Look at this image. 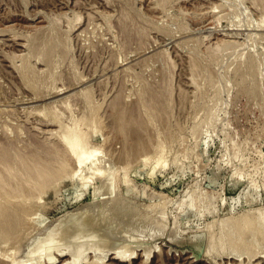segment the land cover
I'll use <instances>...</instances> for the list:
<instances>
[{"label": "rangeland", "instance_id": "rangeland-1", "mask_svg": "<svg viewBox=\"0 0 264 264\" xmlns=\"http://www.w3.org/2000/svg\"><path fill=\"white\" fill-rule=\"evenodd\" d=\"M263 1L0 0V144L50 143L66 158L99 150L95 164L63 167L41 201L22 206H32L33 217L26 211L8 254L24 260L43 240L52 249L62 222L88 213L91 236H115L111 248L142 242L152 250L146 263L136 257L134 264H264L255 230L236 245L252 246L256 258L251 250L238 252L239 261L222 254L237 222L245 229V218L264 210ZM151 99L163 105L161 119L149 110ZM126 109L138 110L157 134L132 159V141L115 130V111ZM78 137L84 144L70 151ZM106 164L111 191L91 176ZM63 227L54 256L75 245L73 226ZM252 240L262 242L259 250ZM111 257L89 252L80 264H111Z\"/></svg>", "mask_w": 264, "mask_h": 264}, {"label": "bare ground", "instance_id": "bare-ground-1", "mask_svg": "<svg viewBox=\"0 0 264 264\" xmlns=\"http://www.w3.org/2000/svg\"><path fill=\"white\" fill-rule=\"evenodd\" d=\"M262 1V0H261ZM264 2V1H263ZM126 26V25H125ZM125 31V30H124ZM126 33V32H125ZM129 33V32H128ZM129 35V34H128ZM127 35V36H128ZM225 35V34H224ZM77 36V35H76ZM223 43V42H222ZM4 44V43H3ZM7 44V43H6ZM226 44V43H225ZM20 46V45H19ZM222 46V45H221ZM227 46V45H226ZM24 47V46H23ZM220 47V46H219ZM217 49V47H216ZM219 49V48H218ZM215 50V49H214ZM147 54V53H146ZM190 58V57H189ZM166 60V59H165ZM191 62L193 60H190ZM196 61V60H195ZM169 62V61H168ZM197 63V61L195 62ZM193 63V64H195ZM252 63V62H251ZM192 64V63H190ZM196 65V64H195ZM12 66V65H11ZM198 66V65H197ZM200 66V65H199ZM251 66V65H250ZM253 66V65H252ZM131 68V67H130ZM200 68V67H198ZM197 68V69H198ZM192 69V68H191ZM252 69V68H251ZM14 70V69H13ZM190 71V70H189ZM199 71V70H198ZM251 71V70H250ZM252 72V71H251ZM253 73V72H252ZM34 74V73H33ZM187 74V73H186ZM251 74V73H250ZM185 76V75H184ZM187 76V75H186ZM198 76V75H197ZM200 76V75H199ZM98 79V78H97ZM187 79V77H186ZM198 79V78H197ZM166 80V79H165ZM168 81V80H167ZM188 83H190L192 86L194 85L193 83H195L194 81V77L193 78H188ZM146 83V82H145ZM163 84V82L161 83ZM166 84V83H165ZM165 84H163V86H166ZM168 84V82H167ZM189 84V85H190ZM147 85V84H146ZM152 85V84H151ZM170 85V84H169ZM167 85V86H169ZM190 85V86H191ZM150 86V84H149ZM154 85H152L153 87ZM157 86V85H156ZM171 86V85H170ZM197 86V85H196ZM144 87V86H143ZM148 87V86H147ZM160 87V86H158ZM162 88V86H161ZM160 88V89H161ZM72 89V88H71ZM150 88H148L149 90ZM152 89V88H151ZM155 89V88H154ZM153 89V90H154ZM158 89V88H157ZM156 89V90H157ZM167 89V88H166ZM165 89V90H166ZM169 89H171L169 87ZM184 89V88H183ZM144 90V89H143ZM172 90V89H171ZM170 90V91H171ZM182 90V89H181ZM195 90V89H194ZM151 91V90H149ZM155 91V90H154ZM161 91V90H160ZM188 91V90H187ZM142 92V91H141ZM152 92V91H151ZM158 92V91H157ZM162 92V91H161ZM164 92V90H163ZM162 92V93H163ZM167 92V91H166ZM181 92V91H180ZM145 93V91L143 92ZM148 93V92H147ZM155 92H153L152 94H154ZM160 93V92H159ZM156 94V93H155ZM154 94V95H155ZM164 94V93H163ZM169 94V92H168ZM157 95V94H156ZM167 95V94H166ZM180 95V94H179ZM90 96V95H88ZM146 96H149L148 94ZM144 96V97H146ZM143 97V95H142ZM150 97V96H149ZM148 97V98H149ZM30 98V97H29ZM159 97H157L158 100ZM171 98V97H170ZM170 98L167 99L169 100ZM60 99V98H59ZM150 99V98H149ZM164 99V97L162 98ZM166 99V98H165ZM141 100V99H140ZM62 101V100H61ZM67 101V100H66ZM145 101V100H143ZM170 101V100H169ZM168 101V102H169ZM152 104L149 106V110H151V112L153 113V115L158 116L159 111L162 109H158L161 108L160 106L157 107V102L155 101V99H151ZM163 102V100H162ZM161 102V103H162ZM165 102V101H164ZM66 103V102H65ZM146 103V102H145ZM150 103V102H149ZM148 103V104H149ZM54 104V103H53ZM165 104V103H164ZM171 104V101L170 103ZM52 105V104H51ZM50 105V106H51ZM139 105V104H138ZM48 106V108L50 107ZM55 106V105H54ZM60 106V105H59ZM117 106V105H116ZM121 106V105H120ZM145 106V105H144ZM171 106V105H170ZM169 106V107H170ZM63 107V106H62ZM115 107V104L114 106ZM146 107V106H145ZM61 108V107H60ZM131 108V107H130ZM130 108H127L128 110H130ZM165 108V107H163ZM171 108V107H170ZM37 109V108H36ZM116 109V108H115ZM118 109V107H117ZM122 108H120L121 110ZM127 109L125 111H120V110H116V116H115V130H116V135L118 134V136L120 134H124V138H126L127 140H125V142L130 139L132 141V144L129 145H125V146H129L131 147V149H128L130 151V154L128 153V156H131L130 159H132V156H135L137 154H140V152H145V150H147L150 146V141H151V135H157L155 134V132H153V130L151 131V127L148 126L147 123L144 121V117L141 116L140 112L137 110L136 113L135 111H127ZM133 109V108H132ZM145 109V108H144ZM34 110V109H33ZM52 110V108H51ZM58 110V109H57ZM63 110V108H62ZM124 110V109H122ZM134 110V109H133ZM140 110V109H139ZM147 110V109H146ZM55 111V110H54ZM165 111V110H164ZM57 111L56 115H58ZM62 113V112H60ZM64 113V111H63ZM62 113V114H63ZM147 113V112H146ZM150 114V113H149ZM147 115V114H146ZM166 115V114H165ZM169 115V114H168ZM167 115V116H168ZM57 116L55 119L57 120ZM154 116V117H155ZM167 116H165V118L167 119ZM164 117V116H163ZM164 118V119H165ZM160 119H161V115H160ZM149 121V120H148ZM153 121V120H152ZM168 122V121H167ZM154 123V122H153ZM152 123V125H153ZM155 124V123H154ZM162 124V123H161ZM151 125V124H150ZM151 125V126H152ZM166 125V124H165ZM163 125V126H165ZM153 127V126H152ZM166 127V126H165ZM163 128V127H162ZM154 129V128H153ZM165 130V129H164ZM167 130V129H166ZM158 132V130H157ZM162 132V131H161ZM170 132V131H169ZM43 133V132H42ZM51 133V132H50ZM164 133V132H163ZM159 134V133H158ZM167 135V134H166ZM170 135V133H169ZM168 136V135H167ZM65 137V136H64ZM120 137V136H119ZM159 137V136H158ZM162 137V136H161ZM171 137V136H170ZM79 138V137H78ZM121 139V138H119ZM153 139V137H152ZM45 140V139H44ZM124 140V139H123ZM129 140V141H130ZM155 140V139H154ZM161 140V139H160ZM84 139L83 138H79L77 139V143L74 146H70L69 149L70 151H73L75 147L77 146H82ZM51 142V141H50ZM117 142V141H116ZM123 144V141H121ZM124 142V143H125ZM161 142V141H160ZM52 143V142H51ZM119 143V142H118ZM40 144V143H39ZM42 144V143H41ZM32 145V146H28L25 148H18L16 146H18L16 144H11V143H7L5 142L4 144H0V264H40L41 260L44 259V264H80V262L83 260V258L89 253V252H93L94 256L99 260H101L103 257L107 256L109 253H111V258H109V261L111 260L114 263L117 264H134V260L137 258H141L142 262L144 261V263L147 262V260L149 259L150 255L152 254V250L148 247H146L142 242L141 243H134V242H129L126 244H123L122 246L119 247H115V248H111L112 246V241L115 239V236L112 235H107L104 233H99L98 234H93V236H91V231H92V226H88L85 225V222L87 221L88 218V213H86V211H84L85 216H80L77 219H69L66 218L62 223H64V225H62V228L53 236V238L51 239V248L52 249H48L47 248V244L50 242L48 240H43L41 242V244L39 245V247L37 248V250L33 253H29L28 257H25L24 260L21 261H17L15 260V258L11 255L8 254V249H7V245L10 246V244L12 245V241H14V239L19 238V234L22 231V227L25 226L23 225L24 223H26V216L29 213L30 214V210L32 211V206H28L30 207V210L27 211L29 208L27 207L26 210L23 209V207L26 205H30V201H34L35 203V199H38L37 197L42 196V194H44V191L46 193V187H49V184H54V182H58L60 179V177H62L61 179H63V176L61 175L62 173V168L69 165L70 163H72V165L74 164V162L78 163V167L79 169L82 168V166L85 163H88L90 161H92L91 163L95 162V158L98 156L97 153L99 152L95 150V152H89V155L84 156L83 154H78L76 156H73L72 158H66L63 154V151L57 147L54 144H50V143H46L43 145ZM120 144V143H119ZM128 144V143H127ZM111 146V145H110ZM123 145H121L122 147ZM24 147V146H23ZM114 147V146H113ZM115 148V147H114ZM120 148V147H119ZM125 148V147H124ZM124 148L122 151H124ZM116 149V148H115ZM113 150V149H111ZM118 150V148H117ZM151 150V147H150ZM148 151V150H147ZM111 151H109L110 153ZM117 152V151H116ZM115 152V153H116ZM120 152V151H119ZM126 152V150L124 151ZM122 153L125 155V153ZM142 152V153H143ZM151 152V151H150ZM149 152V153H150ZM114 153V154H115ZM126 153V154H127ZM112 154V153H111ZM110 154V156H111ZM113 154V155H114ZM119 154V153H118ZM145 154V153H143ZM116 155V154H115ZM123 155V156H124ZM122 156V155H121ZM117 157L120 158H123ZM128 156H124V159L126 157V159H128ZM144 156V155H143ZM112 158L115 156H111ZM110 157V159H112ZM116 157V158H117ZM136 157V156H135ZM140 157V155L138 156ZM142 157V156H141ZM118 162H124L121 159ZM130 159L128 161H130ZM114 160V159H113ZM136 160V158H135ZM110 161V160H109ZM112 161V160H111ZM114 162V161H113ZM112 162V163H113ZM95 164V163H94ZM93 164V165H94ZM71 165V164H70ZM110 165V164H109ZM109 165H103V166H98V170L93 171L92 173V178H96L98 180H100V186L98 187V189H102L103 187L106 188H110L112 189L113 187V183L111 185V181H113L112 179V170H111V166ZM85 166V165H84ZM111 170V171H110ZM110 171V172H109ZM60 175V176H59ZM64 175V173H63ZM59 176V178L57 177ZM90 176L89 179H92ZM117 176V175H116ZM56 178V179H55ZM59 180H58V179ZM93 178V179H94ZM54 180V182H52V180ZM65 179V176H64ZM52 182V183H51ZM117 182V181H116ZM52 184V185H53ZM117 184V183H116ZM50 185V186H52ZM105 188V189H106ZM117 188V187H116ZM46 189V190H44ZM52 188L49 187V189L47 190V192H50ZM104 189V188H103ZM109 189V190H110ZM50 190V191H49ZM111 191V190H110ZM48 194V193H47ZM79 198V196H78ZM77 198V199H78ZM42 199V198H41ZM41 201V200H39ZM38 202V201H37ZM33 203V206H34ZM36 204V203H35ZM32 205V204H31ZM23 206V207H22ZM26 211L28 213H26ZM33 211H35V209H33ZM39 212V211H38ZM88 212V211H87ZM32 213V212H31ZM36 213V212H35ZM90 213V212H89ZM28 214V215H29ZM259 216L257 218H253L251 216H247V217H251L253 219H247L245 218V229L242 228L241 224L239 225V222L237 227L238 231L235 234V236H232L233 240L230 241V245H224L226 247V249L222 250V254H225L226 256H228L229 258L226 259H233L235 261H239V257L238 256V252H240L242 254V252L245 250L243 249V251H239L237 249V245L236 242L241 239L240 236H244L246 233H248L250 230H255L256 233V237L258 239H256L255 241L258 242V240L262 239V241H264V210L262 212H260V214H258ZM30 216L33 217V215L30 214ZM29 216V217H30ZM255 216V214H254ZM28 217V216H27ZM28 217V218H29ZM246 217V216H244ZM115 217L112 218V220H114ZM109 221V219L107 220ZM241 221V220H240ZM28 222V221H27ZM230 223V221L228 222ZM226 223V224H228ZM232 223V222H231ZM68 224H71L73 226L72 231L69 233V238L74 239V244L70 247V250L67 252L64 251H60V254H57L56 256H54L52 254V250H56L58 248H60L61 244L65 241V237H64V227ZM138 223L136 221H134L133 225L127 226L125 227V229L121 230L119 233H123L128 229H133L135 228V226ZM23 225V226H22ZM231 225V224H229ZM227 225V226H229ZM236 225V224H235ZM226 226V227H227ZM234 226V225H233ZM232 226V227H233ZM29 227V226H28ZM31 227V226H30ZM29 227V229H30ZM241 227V228H240ZM25 228V227H23ZM229 228V227H228ZM231 228V226H230ZM229 230L227 228H225V230L227 229V231L220 236V240L218 239V241L220 243L224 242V237H226L228 235L229 232H231V228ZM28 229V228H26ZM25 229V230H26ZM28 229V230H29ZM160 229V228H159ZM237 229V228H236ZM27 231V230H26ZM224 232V231H223ZM239 232V233H238ZM210 233H212L210 231ZM220 234V233H219ZM222 234V233H221ZM220 234V235H221ZM237 234H239V236H237ZM26 235V234H25ZM237 236V237H236ZM249 236H246V238ZM219 238V237H217ZM245 238V237H244ZM23 239V237H22ZM19 240V239H18ZM199 240V239H197ZM215 240V239H214ZM217 241V243L219 244V242ZM255 241L253 242V245L255 243ZM261 241V240H260ZM200 242V241H199ZM216 242V241H215ZM10 243V244H9ZM209 249H208V255H211L212 251H213V247H215L214 245V241H210L209 242ZM241 243V242H240ZM251 243V242H250ZM262 242L258 244H255L253 247H257L260 246ZM224 244V243H223ZM242 244V243H241ZM204 245V244H203ZM252 245V244H251ZM257 245V246H256ZM264 244H262L261 247H263ZM223 247V246H222ZM252 247V246H251ZM248 248V250H251V254L254 252L253 248L251 249ZM9 248V247H8ZM242 247H240L241 249ZM258 248V247H257ZM195 249V248H194ZM247 249V247H246ZM255 249V248H254ZM242 250V249H241ZM247 250V251H248ZM259 250V248L257 249ZM255 250V251H257ZM262 250V248L260 249ZM245 252L247 255L248 252ZM263 251V250H262ZM261 251V252H262ZM250 252V251H249ZM261 252L259 254H261ZM67 253V254H65ZM163 253V252H162ZM239 253V254H240ZM245 254V255H246ZM258 254L257 253H253L254 257L255 255ZM264 254V253H263ZM259 257V259H264L262 257ZM243 255V254H242ZM252 255V256H253ZM250 255V257H252ZM260 256V255H259ZM264 256V255H263ZM45 257V258H44ZM137 257V258H136ZM249 257V256H247ZM249 257V258H250ZM257 257V256H256ZM255 257V258H256ZM95 258V260H96ZM195 259V258H194ZM97 260V261H98ZM258 260V261H260ZM43 261V260H42ZM178 261V260H177ZM185 261V260H184ZM199 261V260H198ZM58 262V263H57ZM187 262V261H186ZM194 262V260L192 261ZM101 261H98L97 264H100ZM204 263V262H203ZM260 264V262H258Z\"/></svg>", "mask_w": 264, "mask_h": 264}]
</instances>
